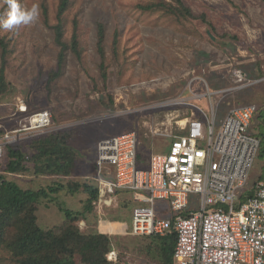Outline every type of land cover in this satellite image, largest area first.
<instances>
[{
  "label": "rangeland",
  "instance_id": "1",
  "mask_svg": "<svg viewBox=\"0 0 264 264\" xmlns=\"http://www.w3.org/2000/svg\"><path fill=\"white\" fill-rule=\"evenodd\" d=\"M71 1L62 20L64 40L71 42L77 33L82 59L68 51L60 75L52 81V73L59 70L60 48L53 26L58 23L60 0H15L24 11L38 5V17L12 30L0 27V38L8 46L6 79L10 85L0 100V121L10 116L18 99L32 112L49 110L53 128L31 139L71 131L80 153L75 181L93 184L97 146L104 138L135 132L140 153L149 159L165 153L172 137L185 133V122L200 118L202 112L210 118L213 113L219 122L235 107L253 103L264 109V0H183L206 21L138 9L149 0ZM9 11L8 0H0V20L7 19ZM99 25L106 31V82L97 51ZM239 73L243 82L236 77ZM260 122V118L254 120V132ZM262 166L257 160L248 189L260 178ZM13 178L25 189L47 187L54 180L27 175ZM49 194L73 211H84L88 197L82 192ZM126 197L118 196L119 205L102 215L129 216L135 205L130 206ZM194 204L190 210L197 206V197ZM37 217L45 230L59 232L66 224L65 215L48 198L42 200ZM88 218L96 225V213ZM77 225L86 231L83 220ZM117 227L103 224L102 230L117 231ZM113 242L121 264L150 261L145 252L149 238L128 234ZM9 257L0 251V264H13Z\"/></svg>",
  "mask_w": 264,
  "mask_h": 264
},
{
  "label": "built area",
  "instance_id": "2",
  "mask_svg": "<svg viewBox=\"0 0 264 264\" xmlns=\"http://www.w3.org/2000/svg\"><path fill=\"white\" fill-rule=\"evenodd\" d=\"M236 77L243 82L241 73ZM258 112L253 103L235 107L219 122L213 113L210 118L202 112L185 122V133L172 137L165 153L150 157L147 168L137 162V133L102 139L92 178L99 191V215L119 205L118 191H127L137 204L128 234L175 233L174 264H264V181L241 202L261 148L252 127ZM9 115L3 117L8 122L0 121V160L7 146L53 128L49 110L32 112L22 99ZM195 197L198 204L190 210ZM107 259L118 261L115 247Z\"/></svg>",
  "mask_w": 264,
  "mask_h": 264
},
{
  "label": "trees",
  "instance_id": "3",
  "mask_svg": "<svg viewBox=\"0 0 264 264\" xmlns=\"http://www.w3.org/2000/svg\"><path fill=\"white\" fill-rule=\"evenodd\" d=\"M71 5V0H60L58 23L53 26L55 42L60 51L58 56L59 70L57 73H52V81L60 75V68L66 61L68 51L72 52L79 61L82 59L77 33L74 34L71 42L64 40L65 28L62 20L63 15L70 9ZM138 9L144 13L163 11L167 16L177 17V19L183 16L191 19L202 18L203 21H206L204 15L198 17L183 0H149L147 3L140 4ZM76 23L77 21H75V25ZM97 36V51L101 56V77L106 82L108 80V67L104 52L106 38L104 25H99ZM0 49L1 100L9 93L8 90L10 89L6 79L8 46L3 38H0ZM256 118L261 119L255 133L261 140L258 160L263 162V166L262 174L255 182L254 187L257 183L264 181V109H259ZM12 126L11 124L6 125L9 128ZM3 133L4 129H0V136ZM73 140L71 131H60L33 140H26L16 145H9L5 149L4 158L0 160V251L9 253L10 261L13 264H121L119 255L118 261L115 263L107 259L112 247L115 246L113 238L117 237L103 235L94 227L87 228L85 232H82L77 225L81 220L91 225L88 220L91 213H96V224L100 219L122 221L124 217L117 215L108 217L105 214L100 216L97 205L99 191L96 183L75 181L77 160L80 153L73 145ZM149 159L139 151L137 162L141 168L149 166ZM21 175L52 177L54 180L47 187L25 189L13 178V176ZM253 190V188L248 189L241 202H244L248 196L251 197ZM81 192L88 196L84 211L67 209L56 198L50 199L49 197V193L53 196L60 193L76 196ZM117 193L119 197L129 196L130 206L137 205L131 199L130 192L118 191ZM47 198L56 203L59 210L65 215L66 224L59 232L45 230L38 224L39 206L42 200ZM188 214L189 212L184 213V215ZM146 238L150 239V244L145 247L146 256L150 258L149 262L174 264V250L177 242L175 233H169L162 237Z\"/></svg>",
  "mask_w": 264,
  "mask_h": 264
},
{
  "label": "clouds",
  "instance_id": "4",
  "mask_svg": "<svg viewBox=\"0 0 264 264\" xmlns=\"http://www.w3.org/2000/svg\"><path fill=\"white\" fill-rule=\"evenodd\" d=\"M10 11L8 18L0 20V27L5 30H12L20 24L33 23L38 17V5H33L30 10H21L15 0H8Z\"/></svg>",
  "mask_w": 264,
  "mask_h": 264
},
{
  "label": "crops",
  "instance_id": "5",
  "mask_svg": "<svg viewBox=\"0 0 264 264\" xmlns=\"http://www.w3.org/2000/svg\"><path fill=\"white\" fill-rule=\"evenodd\" d=\"M132 214L133 213L131 212L129 216L125 215L122 221H112L111 222V221H104L100 219L96 225H88L85 222V228L87 229L90 227H94L102 234L109 235L111 237H123L125 235H128V233L130 232L129 228H131ZM103 224H116L118 225L117 231H114L113 228H111V230H108V231H103L102 230Z\"/></svg>",
  "mask_w": 264,
  "mask_h": 264
}]
</instances>
